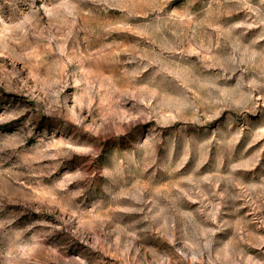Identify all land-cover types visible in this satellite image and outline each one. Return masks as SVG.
Masks as SVG:
<instances>
[{
  "label": "rangeland",
  "instance_id": "obj_1",
  "mask_svg": "<svg viewBox=\"0 0 264 264\" xmlns=\"http://www.w3.org/2000/svg\"><path fill=\"white\" fill-rule=\"evenodd\" d=\"M0 264H264V0H0Z\"/></svg>",
  "mask_w": 264,
  "mask_h": 264
}]
</instances>
